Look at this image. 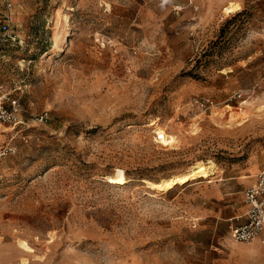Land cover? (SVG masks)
<instances>
[{"label": "rangeland", "instance_id": "obj_1", "mask_svg": "<svg viewBox=\"0 0 264 264\" xmlns=\"http://www.w3.org/2000/svg\"><path fill=\"white\" fill-rule=\"evenodd\" d=\"M8 1L25 125L0 123V264H264L229 228L264 169V0Z\"/></svg>", "mask_w": 264, "mask_h": 264}, {"label": "built area", "instance_id": "obj_2", "mask_svg": "<svg viewBox=\"0 0 264 264\" xmlns=\"http://www.w3.org/2000/svg\"><path fill=\"white\" fill-rule=\"evenodd\" d=\"M6 15L0 24V53L13 46H21L22 38L16 32L12 13V4L4 0ZM242 98L241 94L235 95L229 101H237ZM193 105L203 111L211 112L217 108L212 99L194 100ZM22 107L19 98L10 92L0 90V123L19 127L25 125L22 120ZM48 115H41L38 119L40 123H45ZM8 151H0V158L7 155ZM244 204L247 208L244 217L238 219L245 220L230 227V237L233 242L247 244L259 240L264 244V169L256 176L254 184L244 192ZM245 218V219H244Z\"/></svg>", "mask_w": 264, "mask_h": 264}, {"label": "bare ground", "instance_id": "obj_3", "mask_svg": "<svg viewBox=\"0 0 264 264\" xmlns=\"http://www.w3.org/2000/svg\"><path fill=\"white\" fill-rule=\"evenodd\" d=\"M240 9V5L236 4V3H229V6L225 9V12L232 11H238ZM230 120H235L236 117L231 114L229 117ZM196 128V125H193V129ZM162 138V137H161ZM166 138V137H165ZM162 141L166 142L167 144L172 142L173 140L171 138H166V139H162ZM192 170V169H191ZM209 171L207 170V168H205L201 163H199L195 169H193L191 172L187 173V174H183L181 176L172 178V179H168L162 183H151V182H147L148 187L151 190H157L159 192H169L172 189H174L177 185H185L187 183H189L190 181L196 180L198 178H208L209 177ZM109 181L113 182L114 184L117 185H124L127 183L125 177L121 174H117L113 177L108 178ZM22 247H24L26 250L31 251V249L26 245V244H21Z\"/></svg>", "mask_w": 264, "mask_h": 264}, {"label": "crops", "instance_id": "obj_4", "mask_svg": "<svg viewBox=\"0 0 264 264\" xmlns=\"http://www.w3.org/2000/svg\"><path fill=\"white\" fill-rule=\"evenodd\" d=\"M0 1H1V0H0ZM2 1H4V0H2ZM246 209H247V208H246ZM240 218H242V217H232V218H231V222L236 221L237 224H239L240 222H238L237 220L240 219ZM237 224H236V225H237ZM233 225H234V224H231L230 227L233 226ZM230 227H229V228H230Z\"/></svg>", "mask_w": 264, "mask_h": 264}, {"label": "trees", "instance_id": "obj_5", "mask_svg": "<svg viewBox=\"0 0 264 264\" xmlns=\"http://www.w3.org/2000/svg\"><path fill=\"white\" fill-rule=\"evenodd\" d=\"M172 190H173V189H172ZM172 190H171V191H172Z\"/></svg>", "mask_w": 264, "mask_h": 264}]
</instances>
